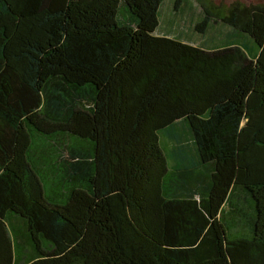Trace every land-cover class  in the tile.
<instances>
[{"label": "trees", "instance_id": "obj_1", "mask_svg": "<svg viewBox=\"0 0 264 264\" xmlns=\"http://www.w3.org/2000/svg\"><path fill=\"white\" fill-rule=\"evenodd\" d=\"M0 264H264V2L0 0Z\"/></svg>", "mask_w": 264, "mask_h": 264}, {"label": "rangeland", "instance_id": "obj_2", "mask_svg": "<svg viewBox=\"0 0 264 264\" xmlns=\"http://www.w3.org/2000/svg\"><path fill=\"white\" fill-rule=\"evenodd\" d=\"M216 3H220V2H223L225 4H230L232 1H235V0H214ZM241 1H244V2H264V0H241Z\"/></svg>", "mask_w": 264, "mask_h": 264}]
</instances>
